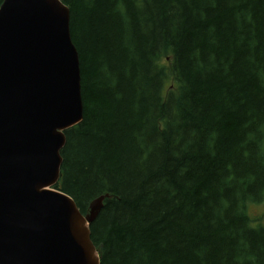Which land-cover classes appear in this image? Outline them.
<instances>
[{"label": "trees", "instance_id": "trees-1", "mask_svg": "<svg viewBox=\"0 0 264 264\" xmlns=\"http://www.w3.org/2000/svg\"><path fill=\"white\" fill-rule=\"evenodd\" d=\"M60 1L83 118L54 189L108 195L99 264H264V0Z\"/></svg>", "mask_w": 264, "mask_h": 264}, {"label": "water", "instance_id": "water-1", "mask_svg": "<svg viewBox=\"0 0 264 264\" xmlns=\"http://www.w3.org/2000/svg\"><path fill=\"white\" fill-rule=\"evenodd\" d=\"M60 0L0 5V264H99L89 226L54 186L65 132L83 118L79 56Z\"/></svg>", "mask_w": 264, "mask_h": 264}, {"label": "clouds", "instance_id": "clouds-1", "mask_svg": "<svg viewBox=\"0 0 264 264\" xmlns=\"http://www.w3.org/2000/svg\"><path fill=\"white\" fill-rule=\"evenodd\" d=\"M247 207L250 211L249 213H246V215H248L249 217L251 216L252 209L256 210L258 216L264 217V198H262L258 203L252 201L251 198H249ZM262 223H264V221H262ZM250 226L256 227V224L252 223Z\"/></svg>", "mask_w": 264, "mask_h": 264}, {"label": "rangeland", "instance_id": "rangeland-1", "mask_svg": "<svg viewBox=\"0 0 264 264\" xmlns=\"http://www.w3.org/2000/svg\"><path fill=\"white\" fill-rule=\"evenodd\" d=\"M249 209H248V213H249ZM251 219L252 220H256L257 219V221L259 222V223H262V221H264V217H260V216H258L257 215V212H256V210L255 209H252L251 210ZM264 224V223H263Z\"/></svg>", "mask_w": 264, "mask_h": 264}, {"label": "bare ground", "instance_id": "bare-ground-1", "mask_svg": "<svg viewBox=\"0 0 264 264\" xmlns=\"http://www.w3.org/2000/svg\"><path fill=\"white\" fill-rule=\"evenodd\" d=\"M97 218V217H96Z\"/></svg>", "mask_w": 264, "mask_h": 264}]
</instances>
